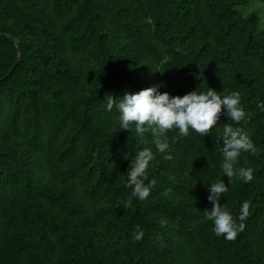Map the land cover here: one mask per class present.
Listing matches in <instances>:
<instances>
[{
  "label": "trees",
  "instance_id": "trees-1",
  "mask_svg": "<svg viewBox=\"0 0 264 264\" xmlns=\"http://www.w3.org/2000/svg\"><path fill=\"white\" fill-rule=\"evenodd\" d=\"M247 2L0 0V264H264V23ZM154 85L237 91L246 118L221 115L209 136L174 126L159 152L150 132L119 130L105 100ZM225 123L258 148L236 165L253 168L249 183L223 175ZM145 148V184L157 183L128 204L130 161ZM217 180L233 216L250 201L235 241L202 215Z\"/></svg>",
  "mask_w": 264,
  "mask_h": 264
},
{
  "label": "clouds",
  "instance_id": "clouds-1",
  "mask_svg": "<svg viewBox=\"0 0 264 264\" xmlns=\"http://www.w3.org/2000/svg\"><path fill=\"white\" fill-rule=\"evenodd\" d=\"M197 78L202 79V72ZM160 87L161 85H154L134 93L126 91L118 98H114L111 93L105 95L107 110L111 112L114 106L118 110L119 130H134L140 137L150 132L159 152H167L169 149L167 132L173 131L174 126L178 129L180 137L188 136L190 128L197 134L209 136L213 126L219 123L221 115H226L234 124H240L246 118L247 114L237 91L221 95L207 87L204 92L195 90L183 96H173L168 92H160ZM221 139L223 175L228 177L230 183L233 178L244 183L251 182L254 179L253 168L236 167L242 153L250 152L255 155L258 152L250 135L242 128H234L231 123H225ZM175 142L176 138L173 137L172 143ZM154 158L151 149L145 148L138 151L130 161L127 187L131 189V193L126 203L130 204L133 198L144 200L151 194V188L157 181L152 179L149 184H145V181L148 179L147 169ZM165 159L170 160L172 156L166 155ZM112 164L114 165V162ZM209 191L207 199L211 202L212 208L205 209L203 217L212 221L215 235L223 236L230 242L235 241L245 230L244 221L250 215V201L245 200L239 209V215L233 216L226 206L220 203V198L228 191L225 182L217 180L210 184ZM170 192L171 189H166L163 195L168 196ZM167 223L166 220L161 221L162 226H166ZM133 238L137 241L143 238V230L139 226L134 231Z\"/></svg>",
  "mask_w": 264,
  "mask_h": 264
},
{
  "label": "rangeland",
  "instance_id": "rangeland-1",
  "mask_svg": "<svg viewBox=\"0 0 264 264\" xmlns=\"http://www.w3.org/2000/svg\"><path fill=\"white\" fill-rule=\"evenodd\" d=\"M241 10L244 14H252L259 26L264 23V4L260 0H248L246 5L241 6Z\"/></svg>",
  "mask_w": 264,
  "mask_h": 264
},
{
  "label": "water",
  "instance_id": "water-1",
  "mask_svg": "<svg viewBox=\"0 0 264 264\" xmlns=\"http://www.w3.org/2000/svg\"><path fill=\"white\" fill-rule=\"evenodd\" d=\"M5 36L10 37V36H8V35H5ZM16 49H18V47H16ZM16 61H17V58L13 60L12 65H11L9 71H8L4 76H6V75L12 70V68H13V66L15 65V62H16Z\"/></svg>",
  "mask_w": 264,
  "mask_h": 264
}]
</instances>
